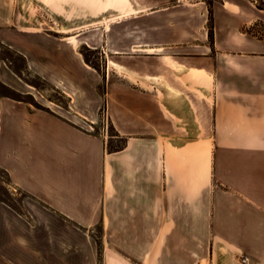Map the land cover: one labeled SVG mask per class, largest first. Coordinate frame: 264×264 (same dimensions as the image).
<instances>
[{
    "label": "crops",
    "instance_id": "1",
    "mask_svg": "<svg viewBox=\"0 0 264 264\" xmlns=\"http://www.w3.org/2000/svg\"><path fill=\"white\" fill-rule=\"evenodd\" d=\"M92 1L99 5L87 17L100 18L105 0ZM123 2L129 13L96 23L107 43L106 73L85 61L72 38L55 35L57 29H20L45 56L44 75L73 100L104 101L126 143L109 150L110 138L93 132L82 116L0 95V168L32 200L23 202L26 214L12 216L0 200V264H51L46 247L58 239L76 243L60 257L81 258L77 243L85 237H54L53 215L64 226L101 221L139 228L103 238L139 242L146 249L139 264H241L243 253L264 264V7L257 0L216 1L211 41L204 5ZM73 3L29 0L31 13L56 20ZM4 232L13 235L8 244ZM105 262L129 264L110 249Z\"/></svg>",
    "mask_w": 264,
    "mask_h": 264
},
{
    "label": "rangeland",
    "instance_id": "2",
    "mask_svg": "<svg viewBox=\"0 0 264 264\" xmlns=\"http://www.w3.org/2000/svg\"><path fill=\"white\" fill-rule=\"evenodd\" d=\"M74 1L78 2L77 5L76 3L68 5L71 9L66 10L65 16H63L64 19L56 20L49 18L42 11L31 13L30 11L36 10V8L33 4H29V0H0V95L13 102H25L37 109L61 110L67 118L76 119V114H78L86 120L84 122L80 120V122L86 124L93 132L105 134L110 138L109 150H117L123 147L126 143V138L117 135L114 130L112 122L109 121L104 101L98 98H76L73 100L65 91L66 89L58 87L44 75V64L47 61L45 56L43 53L36 52L31 48V38L21 34L22 31L20 29L23 30L28 27L40 30H48L50 27L55 28L59 31L55 32V35L72 38L73 43L78 44V50L85 61L100 72L106 73L108 56L104 48L107 43L103 39L102 31L96 23L101 21L102 17H106L105 20H107L109 18L112 19L116 15L124 16L131 9L129 7L124 8V0H105V4H101L98 10L100 18L92 19L87 17L90 16V12L91 14L93 12L91 6L99 5V3H95L92 0ZM172 1L176 2V0ZM185 1H187L186 3H197L196 6L199 7L204 5L208 8L207 26L212 41L214 38V4L218 0ZM257 3L259 6L264 7V0H257ZM18 10L28 11L29 13H25L26 17L17 18ZM46 12L49 14V11ZM73 22H77L79 25L73 27L71 26ZM64 23H69V26L64 25ZM259 28H264V23ZM61 29L63 31H60ZM73 34L76 35V39L75 37L73 38ZM44 45L49 46L48 42H44ZM30 61L36 66V69L29 66ZM50 62L48 60L46 67L48 75L54 71L53 66L49 64ZM79 91L74 85L70 89V92L75 95ZM99 91L104 95L106 82L102 81L100 83ZM75 109L86 111L89 115L75 113ZM69 110H72V112ZM27 199L31 200L25 192L12 187L9 174L6 170L0 168V200L4 202L7 208L5 214L7 216L17 213L26 214L23 202ZM61 222L58 216H52V235L54 237L57 235L68 236V238L70 236L75 238L76 235H83L85 237L84 241L77 243L83 254L78 259L74 255L62 258L59 255L60 251L67 250V252H70V246L75 247L76 243L61 242L59 241L60 239L57 241L53 240L51 247H46L47 250L52 251L51 264H60L61 262L62 264H75L76 260L81 261L83 264H106L105 253L109 249L126 258L129 264H139L140 255L146 252V249L141 247L139 242L115 241L110 244L103 242V238L106 240L108 236L116 240L117 238H122L120 235L138 234L139 228L137 227L109 228L103 225L101 221L93 227H71L64 226ZM3 235L5 244L12 241V233L4 232ZM115 235L117 236L114 237ZM40 246L43 248L44 245L41 243Z\"/></svg>",
    "mask_w": 264,
    "mask_h": 264
},
{
    "label": "built area",
    "instance_id": "3",
    "mask_svg": "<svg viewBox=\"0 0 264 264\" xmlns=\"http://www.w3.org/2000/svg\"><path fill=\"white\" fill-rule=\"evenodd\" d=\"M240 261L241 264H252V259L249 254H241Z\"/></svg>",
    "mask_w": 264,
    "mask_h": 264
},
{
    "label": "trees",
    "instance_id": "4",
    "mask_svg": "<svg viewBox=\"0 0 264 264\" xmlns=\"http://www.w3.org/2000/svg\"><path fill=\"white\" fill-rule=\"evenodd\" d=\"M117 135H119V133H117ZM125 145V144H124ZM124 145H123V147H124ZM123 147H120V148H118L117 150H120V149H122ZM114 151V150H113Z\"/></svg>",
    "mask_w": 264,
    "mask_h": 264
}]
</instances>
